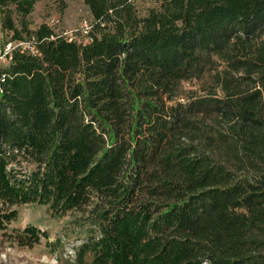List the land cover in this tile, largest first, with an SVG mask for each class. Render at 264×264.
I'll list each match as a JSON object with an SVG mask.
<instances>
[{"label": "trees", "instance_id": "obj_1", "mask_svg": "<svg viewBox=\"0 0 264 264\" xmlns=\"http://www.w3.org/2000/svg\"><path fill=\"white\" fill-rule=\"evenodd\" d=\"M0 0V232L88 214L75 264H264V0H83L87 42ZM198 80L203 94L184 97ZM29 165H34L30 170Z\"/></svg>", "mask_w": 264, "mask_h": 264}, {"label": "rangeland", "instance_id": "obj_2", "mask_svg": "<svg viewBox=\"0 0 264 264\" xmlns=\"http://www.w3.org/2000/svg\"><path fill=\"white\" fill-rule=\"evenodd\" d=\"M141 15L156 7L152 0H134ZM0 12V44L10 42L12 33L2 29ZM58 23L51 25L58 34L74 36L80 42L90 38L85 24H91L93 17L83 0H41L35 5L34 11L28 16L31 28L42 23H50L51 19ZM9 61H1L0 66H8ZM184 97L203 94V83L192 80L183 83ZM30 170L34 165H29ZM18 218L9 225V232L35 225L48 233L41 242L29 246H21L10 241L11 237L0 232V264H75L77 247L90 236L91 224L88 214L71 211L66 215L54 216L46 206L27 204L18 207Z\"/></svg>", "mask_w": 264, "mask_h": 264}, {"label": "built area", "instance_id": "obj_3", "mask_svg": "<svg viewBox=\"0 0 264 264\" xmlns=\"http://www.w3.org/2000/svg\"><path fill=\"white\" fill-rule=\"evenodd\" d=\"M58 23V20L53 18L50 20V23H48L49 25H53ZM91 28V24H85V30L86 32H88ZM66 34H68L66 32ZM72 36V35H71ZM17 47H21L23 50L26 49H31L32 51L35 50V47L31 46L28 43H24V42H20V43H15V42H8L6 44H0V62L1 61H9L11 58V54L13 52L14 49H16Z\"/></svg>", "mask_w": 264, "mask_h": 264}]
</instances>
